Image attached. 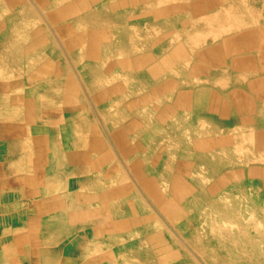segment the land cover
<instances>
[{
  "label": "rangeland",
  "instance_id": "374dc122",
  "mask_svg": "<svg viewBox=\"0 0 264 264\" xmlns=\"http://www.w3.org/2000/svg\"><path fill=\"white\" fill-rule=\"evenodd\" d=\"M6 1H12L13 4L11 9L4 8L3 12H0V27L9 29L14 12L20 14L21 28L13 31L14 37H9V46L13 55L17 54L21 59L18 61L7 59L6 53L0 48V105L6 107V110L0 107V115L4 114L0 119V148L2 141L9 138L16 139L18 143L24 141L21 150L25 155L23 158L11 160L9 168H20L24 171L33 169L36 149L38 167L42 163L44 165L47 163V166L54 170L55 176L58 177L57 181L51 189L42 188L39 197L48 208L52 206L53 210L58 211L66 209L67 201L72 194L68 190L70 180H72L70 188L73 193L75 192L71 198L82 206L78 208L82 221L77 216L74 218L75 225L80 226H75L70 232L86 231L84 234H87L83 235L84 239L75 236L68 244H65L64 240L54 243L53 247L57 252L54 256L57 259L65 258L64 248H68L71 254H79V258L84 261L80 262L79 259L64 261L65 264H98L97 262H102L105 258H110L115 264H161L157 249L151 241L142 238V232H126L127 234L121 237L117 235L114 224L127 215L126 209L113 208V201L115 198L123 197L130 207L133 206L135 209L137 220L145 221L146 227L142 229H145L143 232L147 231L154 237L164 239L171 250L168 254L178 258L182 264H225L221 256L223 252L219 251L221 245L217 244V240L225 246L228 258L233 264H264V183L261 180L260 183L252 180L247 186L249 188L247 192L237 189V193L233 195L229 194L227 185V188L219 186V190H216V185L230 178L237 179L238 186L242 187L247 179L246 170L252 169L264 175V114L261 126L256 129L249 128L250 125L246 126L240 138L241 145L237 137L231 135V132L237 131L236 121L225 122L222 127L224 131L219 130L221 132L218 133L214 127H210L205 115H201L196 124L194 117L189 115L183 116L184 123H182L183 119L170 117L169 122L173 129L166 133L161 130L159 142L156 143L155 140H153L155 143L150 142L153 147L151 154L154 162L155 159L158 160L159 155H169L173 160V166L166 167V174L180 180L187 178L188 184H191L188 185L189 188L191 186L196 193L210 192L214 194V201H222L223 207L216 210L212 218H207L203 214L198 218L193 217L191 218L193 221L189 220L191 225L187 227V231H184L179 225L184 220L181 218L180 210H172L171 215L166 212L172 204L171 197L166 192L167 188L171 186L174 188L173 192L179 195L183 187L178 183L171 185L169 178L167 179L161 172L149 174L150 179L154 181L152 189L162 195L160 199L163 205L158 204L146 189L138 168L133 164V153L144 151L139 145L142 134L135 133L127 144L122 143L117 136V133L125 129V123L132 117V113H125V120L115 123V126L111 123V118L122 110L128 111L133 105L135 96L139 97L141 93L149 91V88L133 90L141 92L130 94L129 89L135 81V76L120 72L116 75L122 78L107 82L101 89V91L112 89L121 91V94L115 95L118 98L116 103L100 100L98 90L89 82L88 70L92 69V64L85 61L84 50L79 46L72 47L70 41L73 39V34L67 29L62 30L52 19V15L58 9H63L70 2L79 0H65L60 8L59 5H54L49 9L40 0H0V3ZM150 1L154 9L162 12L166 8H182L188 4L187 0ZM221 1L224 3L222 7L213 3L206 4L203 7L204 12L198 17L186 10L183 19L178 23L176 21L170 30L161 29V21L156 17L144 20L141 16L143 23L138 29L140 32L132 30L133 38L141 41L147 35L149 41L158 38L166 40L170 44L171 55L181 50L182 43H189L192 49L185 54V57L187 62L190 61V65L183 63L180 73L175 74L176 77L172 81L176 94L180 92L181 87L189 91L206 85L221 86L222 94L228 99L236 90L241 91L243 86L249 88L258 84L259 87L253 89V93L256 92L255 95L260 96L257 103L261 105L263 110L261 111L264 113V97H262L264 93L260 90L263 87L264 91V71L253 69L245 77L238 76L235 69L227 62L224 74L217 76L215 73H205L191 67L193 62L199 60L196 52L202 48H213L217 45L223 47L226 38L245 33L244 27L237 30L235 21L247 23L250 15H246L245 11H257L259 15L257 25L264 30V0ZM141 5V2L134 0L130 6V14L135 16L142 14ZM232 5H236L235 12ZM88 28L90 31L97 27L92 25ZM99 29L101 30L100 27ZM109 33L112 38V42L108 41L113 48L112 58L104 63L101 62V56H97L95 59L98 61L93 64L94 69L99 68L98 73L106 76L124 59L118 52L120 45L114 41L120 33L116 28ZM20 35L32 39H26L25 42L18 44ZM35 39L39 42V51L33 50ZM259 51V47H253L243 53L247 56H256ZM224 56L225 61H228V58L231 60L238 58V54L231 53L230 50ZM110 63L113 68L115 66L114 69L109 68ZM233 75L239 77L238 80L242 85L234 80ZM123 78L128 80L124 81ZM160 78L163 83L169 80L166 75ZM157 104L152 103L146 111H139L138 122L154 131L159 126L155 125L150 117L156 113ZM247 121L248 124L252 122L251 118ZM124 146L128 148L127 152L123 149ZM17 147L18 144L14 142L7 145L10 154ZM182 147L196 153L191 159L192 162L182 160L178 153ZM203 147H207L206 151L196 156L197 151ZM1 162L0 159V167ZM225 164L228 166L226 171L223 169ZM76 175L83 176L76 180ZM14 179L19 180V177L15 175L11 181ZM1 183L0 176V195ZM53 197H60V201L55 204ZM177 201L182 205L181 198H177ZM209 203L206 198L200 201L203 210L212 213ZM1 205L2 202L0 207ZM115 209L117 210L115 215L106 213V210ZM231 209L235 211L228 213ZM171 216L177 219H172ZM55 223L57 222L41 223L38 228L42 229L43 233L45 231L55 233L58 237L63 236L66 230H59ZM66 224L62 222L61 226L63 225L64 228ZM111 225L114 227L110 228V232H105V229ZM199 236L208 238L206 246L199 240ZM92 238L98 241L91 240ZM38 240L39 238L34 236V244L40 242ZM49 243L53 244L51 237L47 244ZM101 248L105 251L103 252ZM83 250L85 251L82 252ZM19 260L21 258L16 255L10 256L7 262L18 264ZM51 260L55 258L49 257L47 263L54 262Z\"/></svg>",
  "mask_w": 264,
  "mask_h": 264
},
{
  "label": "bare ground",
  "instance_id": "6f19581e",
  "mask_svg": "<svg viewBox=\"0 0 264 264\" xmlns=\"http://www.w3.org/2000/svg\"><path fill=\"white\" fill-rule=\"evenodd\" d=\"M40 1L44 4V6H46L47 9L54 5H59L58 8H60L62 3L65 2V0ZM133 1L134 0H79L77 2H70V4L68 6H65L63 9H58V11L52 15V19L58 25H60L62 30L67 29L70 31L69 33L73 34V39H71L70 41L72 47L79 46L84 50L83 57L85 61L92 64V69H90V71L88 70V73L90 74L89 82L95 87L96 90H98L100 100L109 103H116L118 98H116L115 95H117L118 93L121 94V91H117L116 89L101 91V89L103 88V85H106L107 82L112 80H119V78H122L119 75H116L120 72L126 75L132 74L135 76V81L129 89L130 94L134 95L141 92L133 90L149 88V91H146V93H141L139 97L135 96V99L132 101L133 105L128 111H119L120 113H118V115L111 118V123L112 125H114L115 123L117 124L119 121L125 120V113H132V117L128 120L126 119L127 121L124 126L125 129L120 133H117V136L122 143L127 144L135 133L142 134L139 145L144 149V151H136L135 153H133V164L136 168H138V173L140 174V177L143 178L142 180L145 184L146 189L150 192V194L158 204H160L161 206L163 205L160 199V197L162 198V195L158 192H154V190L152 189L154 181L150 179L151 177L149 174L152 175L153 173L161 172L162 175L165 174L167 179L169 178L171 185L173 183H178L183 187H181L182 192L179 194L180 197H178L179 195H177V193L175 194L173 192L174 188H172L171 186L167 188L168 190L166 192L170 195L172 204H170L168 210L165 211L171 215L172 210H180L181 218L184 220L182 222L180 221L181 224H178L180 225V228L182 230L187 231V227L191 225V221H189L191 218H198L202 214L207 218H212L213 214L216 213V210L223 207L222 201H214V194L210 192L201 191L200 193H196V191L191 188V186L189 188L188 185L191 184H188L187 178H182L180 180V178L171 177V175L169 176L168 174H166V167L173 166V160H171L169 155H159L158 160L155 159L156 162H154V159L152 158L153 154H151L153 152L151 151L153 147H151L150 142H152L153 140H155L156 143L159 142L161 130L166 133L173 129L172 125L169 122V119H171L170 117H177L182 120L184 118L183 116L189 115L194 117V123L196 124L201 118L200 116L205 115V117H207V119L209 120L208 122L210 123V127H214V129L218 133L224 131L222 127L225 125V122L230 123L236 121L235 126L237 127V131H235V133L231 132V135L233 134V136H236L237 141L241 145L242 142L240 138L243 131L247 128L246 126L250 125L249 128L252 127L253 129H256L263 123L262 115L264 113L262 112L263 110L261 108V105L257 103L260 96H256V92L253 93V89L258 88L259 85L254 84L249 88H245L243 86V89L241 91L236 90L232 94L233 96L230 95V98L228 99H225L224 94H222L221 90L223 87L221 86L206 85L205 87L201 86L198 88H189V91H185V88L181 87L180 92L176 94L174 92L175 90L173 88L172 81L174 80V77H176L175 74L180 73L183 63H190V61L187 62L188 60H186L185 57V54H188V52H190V49H192L191 46H189V43H182V45H180L182 46L181 50H179L177 54L171 55L170 44L167 43L166 40L158 38L154 41H149L146 35L145 38H143V40L141 39L140 41L137 40V38H133L132 30L136 31L140 28V26H142L143 22L141 16H143L144 20L146 18L150 19L156 17L161 21V29L170 30L176 24V21L178 23L183 19V15L186 10L192 13V15L198 17L202 12H204L203 7L206 4L213 3L215 6L222 7L224 3L221 0H187L188 4L185 7L180 8L171 6L172 8H166L162 12L154 9V6L152 7L153 4L150 5V0H138L139 3L141 2L142 4L141 6L143 8V11L142 14L135 16L130 14V6ZM12 4V1L0 3V12H3L4 8L11 9ZM232 8L235 12L236 5H232ZM249 12L248 10L247 12L245 11L246 15H250L247 23L241 22L240 20H235L238 27L237 30H239L240 28L243 29L244 27V29L246 30H244L245 33L240 36H234L233 38H226L223 41V47L222 45H217L213 48L206 46L207 48H202L199 51L200 53L196 52L198 56L197 58H199V60L197 62H191V67H193L192 69L197 68V70L199 69L201 72L212 74L215 73L217 76H219L224 74L228 62V64H230L235 69V72L238 76L242 75L245 77L249 75V73L253 69H256L257 71H264V30L259 28L257 25L259 20L257 11L250 13ZM19 15L20 14L18 12H14V17L13 19H11L13 23L11 22L12 25L9 27V29L5 28L4 26L0 27V48H2L1 51L6 53L7 59L10 58L13 61H18L19 59H21L17 54L13 55V51H11L12 49L9 46V37H14L13 31L21 28V24H19V19H21V17ZM25 21L27 22V20ZM63 21L67 22L65 23ZM92 25H95L97 28L95 30L93 29L89 31L88 27ZM99 27L101 28V30L99 29ZM113 28H116L118 33H120L119 36L117 35L118 38L114 41L120 45V48H118V52L123 55L124 59L118 63V67H116V69H114L115 66L113 68V65H111L110 63L109 68L114 70H110L111 72L106 76L103 73H98L99 68L97 70L94 69L93 64L98 61L95 59L97 56H101V62L104 63L112 58L113 48H111V44L109 45L108 41L110 40V42H112V38H110L111 36H109V32L113 30ZM138 32L140 31L138 30ZM20 37L22 40L20 39ZM20 37L18 39V44L20 42H25L26 39H32V37H25L21 35ZM32 46L33 50L39 51V42H37L36 39L34 45ZM253 47L260 48L259 54H257L256 56H247L246 53H243L246 49ZM228 50H230L231 53H237L238 58L234 60L228 58V61H225L224 55L227 54ZM3 75L6 74L3 73ZM163 75L169 77V80L165 81L166 83L161 82L160 77ZM193 75L195 76L196 73ZM233 77L236 82H240V80H238L239 77L235 75H233ZM123 79L124 81L128 80V78ZM240 84L242 85L241 82ZM260 90L264 93L263 87H261ZM262 97H264V95H262ZM152 103H158L155 110L156 113L152 117H150L153 123L159 126L155 131L152 129H147L146 125H141V123L138 122L140 118L139 111H146L147 107ZM250 118L252 122L248 124L247 120ZM183 121L184 119L182 120V123H184ZM206 148L207 147H203L198 150L196 156L204 153V151H206ZM123 149L125 150V152L128 151V148L125 146L123 147ZM178 153H180L182 160H186L187 162H192L191 159L194 158V155L196 154L195 152H191V150H185V147L180 148V151ZM226 166L227 165L225 164L223 168L224 171H226ZM245 173V175H247V179L246 183L242 185V187L238 186L237 179L230 178L232 182L225 179L222 184L216 185V190L218 191L220 187L227 188V185L230 191L229 194L233 195L237 193V189L245 190L247 192L249 190L247 186L252 180L253 182L257 181L258 183H260L259 181L261 180L264 183V175L261 172L258 173L257 171L251 169L246 170ZM177 198L182 199V205L178 204ZM202 198H206V200L210 202L209 206L211 207L210 210L212 211V213L208 212L207 210H203L200 204ZM113 202V208L116 207L126 209L127 216L123 219H118L114 224V226H116L117 228V235L119 237L127 234L126 232H142V238L146 241H151L152 245L155 247V249H157L161 264H182L178 258H174L168 254L171 250H169V247L164 239L154 237L147 231L143 232L145 229H142L146 227V223L144 220H141L140 222L139 220H137L134 213L136 211L133 206L130 207L129 203L126 201V198H115ZM79 207L82 206L77 203H72V208L75 211L71 212H75L74 216H77V218L79 217L82 221L81 213L78 212ZM116 211V209L112 211L106 210V213L115 215ZM234 211V209H231L228 213ZM60 215H58L60 218L65 219V214L64 216ZM58 216L55 218L53 223L57 222L55 224H58L61 221ZM74 216L72 217L74 218ZM217 217L219 216L217 215ZM172 219L177 218L172 217ZM73 223L74 225L71 226L70 230L74 229L75 226H80L75 225L74 221ZM182 223H185V225H183ZM114 226L111 225L110 227L105 229V232L109 233L110 228H113ZM58 229L63 230L61 228ZM63 231H65V229ZM91 240L98 241L96 238H92ZM199 240L203 245H207L206 243L208 238L199 236ZM216 242L217 244L221 245L219 246V251L223 252V255L221 256L224 259L225 264H233L228 258V253L225 246L218 240ZM101 249L103 250V252L105 251L104 248ZM104 261L105 264H115V262L111 261L110 258H105ZM104 261L97 263L104 264Z\"/></svg>",
  "mask_w": 264,
  "mask_h": 264
},
{
  "label": "crops",
  "instance_id": "0c3cea01",
  "mask_svg": "<svg viewBox=\"0 0 264 264\" xmlns=\"http://www.w3.org/2000/svg\"><path fill=\"white\" fill-rule=\"evenodd\" d=\"M0 107L6 110V107L3 104H1ZM2 116H4V114L0 115V119L3 118ZM15 140L16 139L9 138L2 141L0 148V159L2 161L0 167V176L2 177L0 195V202H2L0 207V264H7L9 257L16 255L21 258L18 264H49L47 263L49 257L55 258V260H51L54 261L51 264H65L64 261H75L77 259L81 262L83 259L79 258V254H71L70 249L68 248H64L65 258L59 257L57 259L54 256V254H57L56 248L53 247L54 243L56 244L58 241H65V244H68L75 238V236L84 239L83 235L87 234H84L86 231H83V233L82 231L79 233L69 231L71 226L74 225L73 221L75 218V212H71L75 211L72 208V203H77L72 199L75 193H73L70 188L72 180H70L68 185V190L72 192V194L69 197V201H67V206L64 204L66 209L64 211H58L53 210L54 208H52V206L48 208V206L39 199L42 193L41 190L42 188L43 190L51 189L58 177L55 176L54 170L47 166V163L45 165L42 163L40 167H38V153L36 149L33 160V169L24 171L20 168H9V162L11 160L23 158L25 155L21 150L24 141L18 143ZM13 142L17 143L18 147L17 149H13L10 154L7 145ZM15 175L19 177V180L14 179L11 181ZM82 176L83 175H76L75 179L79 180ZM59 198H52L55 204L60 201ZM64 214L66 215L65 220L61 218V221L56 224L57 228L66 230L63 236L58 237L55 233H47L45 231L43 233V230L38 228L41 223H53L56 216H64ZM72 216H74V218ZM62 222L67 223L64 228L62 227L63 225L61 226ZM34 236L38 237V241L40 242L34 244ZM50 237L53 244H47ZM84 251L85 250L82 252Z\"/></svg>",
  "mask_w": 264,
  "mask_h": 264
}]
</instances>
